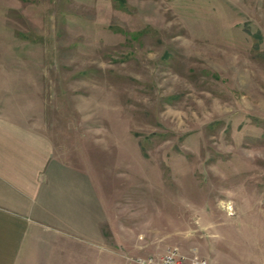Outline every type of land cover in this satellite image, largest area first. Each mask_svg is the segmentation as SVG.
<instances>
[{"label": "rangeland", "instance_id": "374dc122", "mask_svg": "<svg viewBox=\"0 0 264 264\" xmlns=\"http://www.w3.org/2000/svg\"><path fill=\"white\" fill-rule=\"evenodd\" d=\"M1 86L87 168L108 264H264V0H0Z\"/></svg>", "mask_w": 264, "mask_h": 264}, {"label": "crops", "instance_id": "0c3cea01", "mask_svg": "<svg viewBox=\"0 0 264 264\" xmlns=\"http://www.w3.org/2000/svg\"><path fill=\"white\" fill-rule=\"evenodd\" d=\"M4 88L0 264H108V213L87 168L70 163L56 133L29 116L43 114L42 102L28 95L21 103Z\"/></svg>", "mask_w": 264, "mask_h": 264}, {"label": "built area", "instance_id": "2783aa9c", "mask_svg": "<svg viewBox=\"0 0 264 264\" xmlns=\"http://www.w3.org/2000/svg\"><path fill=\"white\" fill-rule=\"evenodd\" d=\"M144 264H211L205 257L187 256L180 253L177 249H172L164 254L161 258L150 257L141 260Z\"/></svg>", "mask_w": 264, "mask_h": 264}]
</instances>
